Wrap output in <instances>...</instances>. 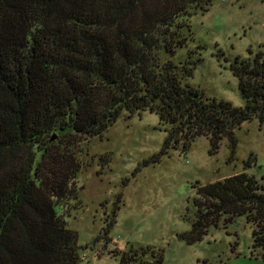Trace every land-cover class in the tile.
Wrapping results in <instances>:
<instances>
[{"label": "trees", "instance_id": "trees-1", "mask_svg": "<svg viewBox=\"0 0 264 264\" xmlns=\"http://www.w3.org/2000/svg\"><path fill=\"white\" fill-rule=\"evenodd\" d=\"M212 2L0 0V264H79L66 222L78 197L75 148L123 113H153L166 134L144 166L198 138L211 154L227 139L233 154L234 131L264 121V45L230 65L242 108L206 98L188 83L199 60L177 59L193 40L188 18ZM196 190L181 238L194 244L244 218L264 260V182L240 173ZM119 264L134 262L122 256Z\"/></svg>", "mask_w": 264, "mask_h": 264}, {"label": "rangeland", "instance_id": "rangeland-1", "mask_svg": "<svg viewBox=\"0 0 264 264\" xmlns=\"http://www.w3.org/2000/svg\"><path fill=\"white\" fill-rule=\"evenodd\" d=\"M188 20L193 40L177 53L180 60H199L188 83L206 98L242 108L230 65L264 45V0H213ZM165 137L157 115L123 113L101 136L76 146L78 197L66 222L77 234L79 264H119L122 256L155 264L151 251L162 264H264L244 218L209 228L194 244L181 238L191 230L197 187L240 173L264 182V121L253 117L234 131L233 154L227 139L211 154L209 141L198 138L144 166Z\"/></svg>", "mask_w": 264, "mask_h": 264}, {"label": "water", "instance_id": "water-1", "mask_svg": "<svg viewBox=\"0 0 264 264\" xmlns=\"http://www.w3.org/2000/svg\"><path fill=\"white\" fill-rule=\"evenodd\" d=\"M55 139V136H53L52 138H51V141H53Z\"/></svg>", "mask_w": 264, "mask_h": 264}]
</instances>
